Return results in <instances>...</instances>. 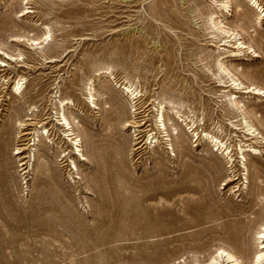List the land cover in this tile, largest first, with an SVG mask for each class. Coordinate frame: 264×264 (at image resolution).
I'll return each mask as SVG.
<instances>
[{
    "label": "rangeland",
    "instance_id": "rangeland-1",
    "mask_svg": "<svg viewBox=\"0 0 264 264\" xmlns=\"http://www.w3.org/2000/svg\"><path fill=\"white\" fill-rule=\"evenodd\" d=\"M221 1L0 0V60L7 58L2 52L13 57L0 68L10 71L0 101V137L13 108L20 120L31 118L25 123L39 122L49 131L16 156L21 143L11 128L12 141L0 151V264H205L218 248L253 264L264 251V239L255 240L264 223V196L256 197L264 187V123L257 122H264V99L219 84L223 76H214L213 67L221 60L245 85L264 88V0H255L259 22L250 0H229L226 12ZM214 12L252 47L249 53L228 57V39L212 38L205 23ZM46 29L50 39L43 42ZM32 39L39 45L30 46ZM21 75L23 93L13 98L11 86ZM88 80L95 107L87 101ZM123 82L138 88L139 100L122 92ZM227 92L246 114L255 113L246 118L262 135L260 143L244 136ZM162 97L183 101L180 115L194 116L199 132L226 143L232 166L213 144L194 143L185 123H179L185 155L176 132H169L174 152L157 135L160 148L129 151L118 166L119 145L129 132L119 130L115 112L128 113L133 104L141 108L139 116L148 114L150 125ZM65 98L62 111L58 101ZM164 107V115L173 117L171 105ZM61 111L81 139L84 161L74 155ZM248 145L257 152L243 154L245 169L238 146ZM240 224L248 230L243 245H236L232 236Z\"/></svg>",
    "mask_w": 264,
    "mask_h": 264
},
{
    "label": "bare ground",
    "instance_id": "bare-ground-1",
    "mask_svg": "<svg viewBox=\"0 0 264 264\" xmlns=\"http://www.w3.org/2000/svg\"><path fill=\"white\" fill-rule=\"evenodd\" d=\"M250 2H252V4L255 5V7H257V10L259 9L260 14L256 18V21H258L261 19L260 18L262 14L261 8L258 7L259 5H257L255 0H250ZM219 8L220 10H224L226 12L229 8V0H222ZM214 14L215 12L208 13L206 16L205 23L207 28L211 31V34L213 36L212 38H216V37L221 38V36H224L225 39H228L226 43H228L229 46L232 47L231 51L226 52L229 53L228 57H240V56H245L246 53H249L252 47L247 45L245 42L240 41V39L237 38L239 35L234 33V31L231 30V28L229 29L227 27H223L220 21H216L214 18ZM44 36L45 38L43 39V42H47L50 39L49 29H46V33L44 34ZM12 41L19 43L20 37L13 36ZM30 41L32 42L30 46L39 45V43H37V39H32ZM0 52H1V48H0ZM2 53L6 55L7 58H4V60H0V68H4V67L8 68L11 63L7 61H9L8 59H11V61H13V57L9 55L7 56V54H5L4 52ZM252 53L255 52L252 51ZM20 57H22L21 54H18L17 58ZM16 59H14L15 62ZM213 67L215 69L214 76H217V78L223 76L222 77L223 80L222 78L217 80L219 84L229 83L230 84L229 86L233 90L240 91L243 94H252L258 98L264 99V88L258 87L254 84L245 85L232 74V72L229 70L228 67L224 66L221 60L214 61ZM109 68L110 67H106L103 68V70L106 73L110 74L111 69ZM9 72L10 71L8 69L0 70V74H1L0 81H2L0 83V101H2L1 98L4 97L2 96L3 93L2 91L4 90V87L6 85L5 80L8 79V76L10 75ZM224 77L228 79L227 82L224 80ZM23 80H24V76L21 75L18 77V80L15 82V84L11 86L12 87L11 95L13 98L16 97V94H18L19 96L22 95ZM92 83L93 82L91 80H88L86 83H84V89L87 92V101L91 105H93V107H95L97 104H95V98H94L95 95L93 94L94 89ZM119 87H122L121 88L122 92L128 95L131 101L139 100V98L141 97L140 96L141 92L138 91V88L133 83L123 82V84L119 85ZM224 98L225 100H227V105H230V108L233 107L236 111L239 112L240 114L239 116L241 117V122L243 125L241 129H243L244 136H246L248 140H253L254 144L260 143V141L263 139L262 135L260 134V132H258V130L255 128L252 122L246 118L247 115H250V117H255V113L253 111H249V113L246 114L245 110L243 109V105H241V102L235 98L234 93L227 92L224 95ZM68 102L69 99L66 98L58 101V105L62 111L64 109V106L68 105ZM165 104L171 105L170 110L172 113L169 114L173 115V117L172 116L169 117L167 116V114H165L166 115V119H165V115H164ZM184 105H185L184 102L181 100H177L176 102L171 97L168 98L162 97L161 100L157 101L155 107L153 108L155 115L153 116V121L151 122L152 124L150 125L148 124L149 119H147L148 114H143L139 116L141 114V110H140L141 108H138L133 104H130L128 113H125L124 110L122 109L119 110V112H115V114L117 115L115 120L118 122L119 130L124 132H129V136H128L129 138L128 139L123 138V141L120 142L119 151L117 153L119 155V158L116 160L117 165L120 166L125 163V156L128 155L129 151H137V149L140 147L142 148V146H146V148L149 147L153 148L157 146L158 148H160V143L157 135H161V136L163 135L161 137L162 140H164L163 137L165 136L166 139L164 142L167 147L165 150H170L171 153L174 152L175 149L173 148V144L171 143L172 139L169 138L171 136L169 132H176L175 141L179 144L177 146L179 148V153L185 155L187 153L186 151L187 146L184 145L185 134L179 127V123H185V126L188 127V130L191 133L192 138L195 139L194 143H196L200 139H203L204 141H208V143L213 144V147H216L218 151L221 150L222 155L226 159H228V163H231L232 166L233 159H232L231 151H229L230 147L226 146V143L219 141L215 136L210 135V133L203 134V131L199 132L200 120H195L194 116L190 117V115L188 114L180 115L181 109L183 108ZM13 111L14 112H12V115L8 117L6 125L3 127L2 136L0 137V151H3L7 146H9V143H11L10 141H12L11 138L13 137L12 136L13 134L11 133V128H16L17 130L16 134L20 139L21 144L20 147H16L14 149L15 151L14 155L20 156L23 155L24 151H26V147H24L25 145L26 146L28 145L29 147L35 146V138L39 137V135L40 136L45 135L47 137L49 131L46 130L45 124L39 125L38 127L39 122L35 123L34 125L25 123V121H32L33 119L27 118L26 120L22 121L20 120L21 118L20 111L15 108H13ZM64 113L65 112L61 113L59 121H61L62 122L61 124L67 127V130L69 131V133L66 134V136L69 138L68 140L71 142V145L74 147V150L77 153L74 155H78L81 158V161H84L85 160L84 155L82 154V150L80 149L81 139H79L78 136L75 134L69 119L65 116ZM187 121L188 123H186ZM257 122L260 125L264 123L262 122V120H257ZM152 125L154 129L152 128ZM27 127H31V128L29 129ZM5 134H8V136L4 137L3 135ZM238 147H239L238 154L241 155V160H242L241 166L246 169L243 162L245 160L243 154L245 152L256 153L257 149L251 145L242 146V147L238 146ZM24 165H25L24 163L20 165V167L23 168L20 171H24L26 169L23 167ZM72 168L77 171V167L74 165V163ZM25 173L26 172H24V174ZM244 176H245L244 179L247 180L246 175ZM228 182H231V180H229ZM261 196H264V187L259 188L256 195L258 199ZM259 228H260L258 229L259 231L257 230L258 232L256 233L258 238H256L255 240L264 239V223L261 224ZM243 229L246 231L248 230L245 226L240 224L237 234L234 235L233 233L234 236H232L233 237L232 242H234L236 245L238 244L241 245L243 243L242 241L245 234V232H243ZM234 255L230 251L224 248H218L215 250L214 256L210 257L211 260H209V262L205 264H219L220 262H225L226 264H242L241 262L238 261L237 257H235ZM254 258L255 259L253 264H262V262L264 261V251L259 250ZM194 264H201V263H199L197 260Z\"/></svg>",
    "mask_w": 264,
    "mask_h": 264
}]
</instances>
